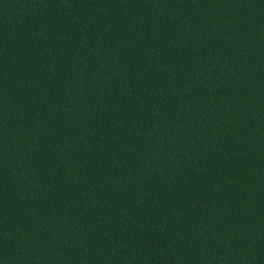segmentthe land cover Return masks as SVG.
<instances>
[{"label":"trees","instance_id":"trees-1","mask_svg":"<svg viewBox=\"0 0 264 264\" xmlns=\"http://www.w3.org/2000/svg\"><path fill=\"white\" fill-rule=\"evenodd\" d=\"M0 264H264V0H0Z\"/></svg>","mask_w":264,"mask_h":264}]
</instances>
